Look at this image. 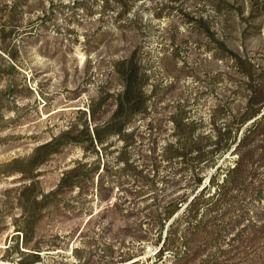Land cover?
<instances>
[{
	"label": "rangeland",
	"instance_id": "1",
	"mask_svg": "<svg viewBox=\"0 0 264 264\" xmlns=\"http://www.w3.org/2000/svg\"><path fill=\"white\" fill-rule=\"evenodd\" d=\"M0 264H264V0H0Z\"/></svg>",
	"mask_w": 264,
	"mask_h": 264
}]
</instances>
